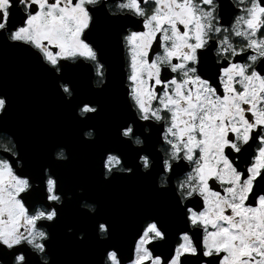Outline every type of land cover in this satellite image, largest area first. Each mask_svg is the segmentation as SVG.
I'll return each instance as SVG.
<instances>
[{
	"label": "snow or ice",
	"instance_id": "6c2138e0",
	"mask_svg": "<svg viewBox=\"0 0 264 264\" xmlns=\"http://www.w3.org/2000/svg\"><path fill=\"white\" fill-rule=\"evenodd\" d=\"M7 52L72 134L33 139L0 87V264H264V0H0ZM124 180L127 216L97 194Z\"/></svg>",
	"mask_w": 264,
	"mask_h": 264
},
{
	"label": "water",
	"instance_id": "95a60500",
	"mask_svg": "<svg viewBox=\"0 0 264 264\" xmlns=\"http://www.w3.org/2000/svg\"><path fill=\"white\" fill-rule=\"evenodd\" d=\"M7 54L10 57L14 55L18 56L13 52L5 53V55ZM25 64V67L18 65L12 67L11 65H8L9 67L6 68L4 65L7 64L3 61L0 62V87L8 88L7 83L5 82L6 72L21 73V76L23 75V77H19V79L26 80V82H24L25 87L30 89L25 95L38 97L34 101L25 102V106H29L30 108H25V116H22L18 120L24 125L27 133L37 141L51 136H70L72 134V128L69 115L57 102L56 98L51 93L48 84L40 73L30 67L26 62ZM10 78H12V76H10ZM85 96H87L86 90ZM112 102L114 103V98ZM67 120L70 122V133H67L66 131L65 122ZM103 130L105 138H107L110 135V129L107 125H103ZM83 154H89V157L91 158L88 151L77 148L75 159L68 168V174L69 176L72 175L82 179H91L90 163L87 162L82 164L77 161L82 158ZM126 185L127 183L124 184V186ZM123 189L117 191L114 186L110 189V192L103 190L97 194L106 203L109 211L111 209L115 211L117 208L124 207L135 208L139 199L144 194L142 185L137 182V189L128 188V195H126V190L123 191Z\"/></svg>",
	"mask_w": 264,
	"mask_h": 264
},
{
	"label": "flooded vegetation",
	"instance_id": "af4514ba",
	"mask_svg": "<svg viewBox=\"0 0 264 264\" xmlns=\"http://www.w3.org/2000/svg\"><path fill=\"white\" fill-rule=\"evenodd\" d=\"M3 61L5 62L7 65H4L6 68H8V65H11L12 67L15 66H23L25 67V61L14 55V56H9L8 54L5 55V53H0V62ZM21 64V65H20ZM31 67V66H30ZM10 76H12V78H10ZM19 77H23V75L21 76V73H15V72H6L5 73V82L7 83L8 86V90L10 92H12L16 98V108H17V118H21L22 116H25V108H30L29 106H25V102H31L36 100L38 97H32V96H27L25 95L27 93V91H29L30 89H27L25 87L24 82H26V80H21L19 79ZM41 98V97H39ZM65 126H66V131L67 133H70V122H68V120L65 122ZM72 131V130H71ZM79 163H90L91 158L89 157V154H83L82 158L80 160H77ZM70 177H74L72 175H70ZM91 180V179H88ZM127 183L126 186H124V184ZM117 189V191H121L123 188V191L126 190V195H128V188H134L137 189V182L136 181H128V180H124V181H120L118 182L116 185H114ZM113 186V187H114ZM112 187V188H113ZM143 188V187H142ZM107 192H110L109 190H106ZM99 193V192H98ZM105 193V192H104ZM103 193V194H104ZM135 208H131V207H124V208H117L115 209V211H113V209L110 210V212H115L117 214H120L122 216H127L130 215V213L134 210ZM57 250H58V254L59 257L61 259V261L63 262V264H86V262L88 260H90L93 256V250L92 249H80V248H76L70 244L65 243L64 241H60L57 245Z\"/></svg>",
	"mask_w": 264,
	"mask_h": 264
}]
</instances>
